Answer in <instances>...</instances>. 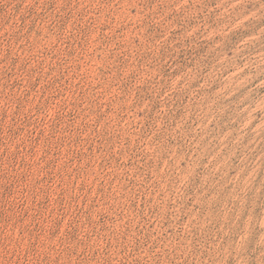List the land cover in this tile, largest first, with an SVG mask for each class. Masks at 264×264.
<instances>
[{
    "label": "rangeland",
    "instance_id": "374dc122",
    "mask_svg": "<svg viewBox=\"0 0 264 264\" xmlns=\"http://www.w3.org/2000/svg\"><path fill=\"white\" fill-rule=\"evenodd\" d=\"M0 264H264V0H0Z\"/></svg>",
    "mask_w": 264,
    "mask_h": 264
}]
</instances>
